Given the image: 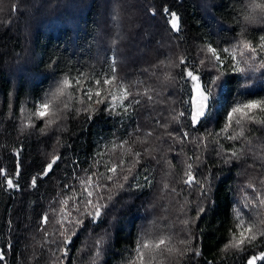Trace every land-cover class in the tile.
<instances>
[{
  "label": "trees",
  "instance_id": "obj_1",
  "mask_svg": "<svg viewBox=\"0 0 264 264\" xmlns=\"http://www.w3.org/2000/svg\"><path fill=\"white\" fill-rule=\"evenodd\" d=\"M254 3L264 0H0V170L6 174L0 175V264H129L146 232L171 237L172 250L159 264H247L264 253V237L242 251H223L237 210L245 218L264 213L248 204L264 193V122L247 123L237 140L221 132L234 102L264 99L261 54L241 61L243 73L233 71L223 54L224 64L201 67L203 83L221 76L210 118L198 125L172 119L186 112L181 101L191 88L180 78L184 65H174L184 57L197 66L207 45L232 49L246 40L255 46L264 35V13L254 10ZM165 8L179 17V31L171 30ZM126 22H133L132 31ZM113 67L132 93H140L135 95L140 103L126 113L121 107L110 113L107 102L86 112V105L72 99L50 127L45 128L47 118L35 117L33 126L25 127L36 105L65 76L83 73L91 80ZM169 74L175 79H166ZM256 117L264 121V113ZM185 132L189 136L181 142ZM234 149L241 154L231 157ZM121 161L116 174L108 172ZM188 171L196 178L190 185L184 183ZM93 173L106 185L100 192L106 206L96 221L81 217L84 223L74 229L64 256L60 201L73 189L79 196L80 181ZM6 177L18 187L8 188ZM67 208H73L72 200ZM45 215L49 222L43 225ZM78 215L72 212V218ZM65 227L71 235L72 225Z\"/></svg>",
  "mask_w": 264,
  "mask_h": 264
},
{
  "label": "snow or ice",
  "instance_id": "obj_2",
  "mask_svg": "<svg viewBox=\"0 0 264 264\" xmlns=\"http://www.w3.org/2000/svg\"><path fill=\"white\" fill-rule=\"evenodd\" d=\"M252 8L259 9L264 13V3H254ZM165 13H168L171 17L169 20L171 30L179 31V17L175 12H170L165 8ZM154 14V13H153ZM246 20L250 17L246 16ZM254 19V17H252ZM243 35V33H241ZM237 51H239L240 59L237 58ZM202 53H205L203 58L199 60V64L195 67L188 63L187 58L181 57L174 66L179 67L184 65V68L181 70L180 78L184 79L186 83H190L191 88L188 93L189 98L187 100L181 101V103L186 104L187 110L180 111L176 115L172 116L173 120H177L180 117L190 120L192 125L200 124L204 119L210 118L212 111V103L215 99L214 88L219 87L218 81L221 79V76H216L212 78L208 83L202 82V76L200 74V68H208L210 65L211 68H216L219 65L224 64L223 55H227L229 60L232 62L231 67L233 71L243 73L245 68L240 67L241 61L245 64L248 63V60L255 61L256 55L259 53L260 60L257 65L258 68L264 69V35L259 37L258 43L253 46L250 41L241 40L237 45L233 46L232 49L224 48L218 49V47H213L207 45L204 49H201ZM249 53L250 55L246 56L245 54ZM210 54V55H209ZM166 79L174 80L175 77H172L170 74L166 76ZM73 91H69V90ZM146 94V93H145ZM135 95H140V93H132L130 87L124 82L120 81L115 74V68L111 69L110 73H105L101 76L95 77L89 80L83 73L78 74L76 77L69 78L65 76L52 90L47 94L43 101L39 102L35 111L31 113L28 117L29 123L25 127H31L32 117L37 119L45 120V128L50 127L57 120L60 119V112L69 107L68 101L75 99L77 103L86 105L82 110L90 111L92 104L100 105L107 104L109 105L106 108L107 111H111L117 107L123 108L126 113L132 104H139L140 101L135 99ZM132 97V99H129ZM148 100H152L153 97L148 95ZM125 101L128 103L125 104ZM91 102V103H89ZM60 105H63L61 108ZM80 109H78L79 111ZM264 113V99H247L243 101H236L230 107L226 113L225 123L221 132L225 134L224 138L228 140H237L241 137H244V126L247 123H262L264 121L257 120L256 113ZM167 127L166 125H163ZM234 127H239L241 130L239 133H234L229 135V129ZM43 131V129H42ZM148 135H151L149 133ZM169 135H172L169 133ZM207 135H212L208 133ZM189 134L187 132L183 133V136L180 137L181 142L184 139H187ZM119 145L123 148L124 144ZM203 143V140L200 141ZM199 146V145H198ZM241 153L238 150H232L231 157H237ZM136 156H139L140 153H135ZM59 157H53L50 163L46 165L43 175H47L53 168V165ZM191 159V158H190ZM199 159V157H196ZM227 162V161H226ZM138 163V161H136ZM123 161L120 165L108 167V172L116 174L117 168L122 167ZM134 166V164H133ZM192 165H188L190 170ZM131 172V169L128 170ZM0 175H5L3 170H0ZM19 176V171L15 174ZM187 179L184 181L186 184H192L195 182L196 178L188 171L185 173ZM97 176L96 173L89 175L86 180H81V190L79 196L76 195V190L73 189L72 196L63 199L60 201L61 208L60 213L64 217L63 220L58 221L60 223L61 231L59 236L62 237L61 243L65 245L63 252L64 256L68 255L67 244L71 242V236H74L76 232L74 229L76 227L82 226L84 220L81 217L89 216L96 221L102 213V208L106 205L100 203L105 197L100 195V192L103 188H106V185H101L94 180L93 177ZM103 177V173H100L99 178ZM108 181L113 179V176L109 175L106 177ZM128 176L123 177L124 181H127ZM8 188H16L18 184L14 182V179L11 177H6L5 181ZM264 183V181H262ZM36 185V177L32 180V186ZM119 187H123V184H119ZM167 187V185H165ZM251 187V185H250ZM203 189V185H201ZM255 191V188L253 189ZM173 191H175L173 189ZM111 198L110 196L108 197ZM69 200H72L73 208L68 210L67 205ZM248 204L252 205L253 208H264V193H257L255 200L249 201ZM247 206V205H246ZM76 212L79 215L75 218H72V212ZM204 209L200 208L198 210V215L200 212H203ZM49 218L47 215L42 217L41 223L43 225L48 224ZM187 224V221H184ZM65 224H70L73 227L71 235H68L69 229L65 227ZM47 236L48 233L45 232ZM264 237V213H256L253 218H245L244 215L237 210L236 212V223L235 228L232 233L231 239L228 243L225 244L223 251H228L229 249L242 251L246 246L254 244L258 238ZM171 237L158 236L153 237L151 233H144V235L137 240L136 247L134 249L135 255L130 260L129 264H159L160 257L163 256L165 252H171L169 247ZM181 243H186V241H181ZM103 244V240H98V250L94 257V260H98L102 251V247H99ZM195 255H199V251L195 252ZM3 259V253H0V260ZM264 261V253H261L258 256H252L247 260V264H256V261Z\"/></svg>",
  "mask_w": 264,
  "mask_h": 264
},
{
  "label": "rangeland",
  "instance_id": "obj_3",
  "mask_svg": "<svg viewBox=\"0 0 264 264\" xmlns=\"http://www.w3.org/2000/svg\"><path fill=\"white\" fill-rule=\"evenodd\" d=\"M71 3V1H69ZM127 23V22H126ZM127 28L130 29V31H132V28H134L133 22H128L127 24ZM127 40V39H126ZM126 40H124V43L126 42ZM99 45L102 46V42H99ZM130 58V57H129Z\"/></svg>",
  "mask_w": 264,
  "mask_h": 264
}]
</instances>
